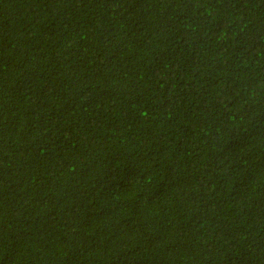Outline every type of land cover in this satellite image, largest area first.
<instances>
[{
    "label": "trees",
    "instance_id": "16d2710c",
    "mask_svg": "<svg viewBox=\"0 0 264 264\" xmlns=\"http://www.w3.org/2000/svg\"><path fill=\"white\" fill-rule=\"evenodd\" d=\"M0 264H264V0H0Z\"/></svg>",
    "mask_w": 264,
    "mask_h": 264
}]
</instances>
